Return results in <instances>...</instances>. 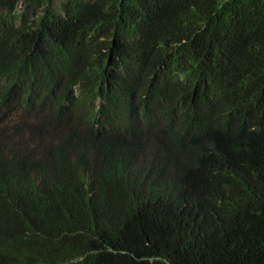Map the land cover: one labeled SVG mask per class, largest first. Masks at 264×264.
<instances>
[{"label": "trees", "instance_id": "1", "mask_svg": "<svg viewBox=\"0 0 264 264\" xmlns=\"http://www.w3.org/2000/svg\"><path fill=\"white\" fill-rule=\"evenodd\" d=\"M0 264H264V0H0Z\"/></svg>", "mask_w": 264, "mask_h": 264}, {"label": "rangeland", "instance_id": "2", "mask_svg": "<svg viewBox=\"0 0 264 264\" xmlns=\"http://www.w3.org/2000/svg\"><path fill=\"white\" fill-rule=\"evenodd\" d=\"M52 1H53V7H55V8L58 7V9H59L60 6H61V2H62L63 0H52Z\"/></svg>", "mask_w": 264, "mask_h": 264}]
</instances>
